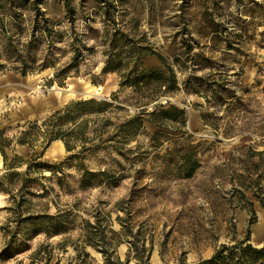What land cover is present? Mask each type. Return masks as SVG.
<instances>
[{
	"label": "rangeland",
	"instance_id": "obj_1",
	"mask_svg": "<svg viewBox=\"0 0 264 264\" xmlns=\"http://www.w3.org/2000/svg\"><path fill=\"white\" fill-rule=\"evenodd\" d=\"M109 1L114 9L103 5L101 0H70L74 15L69 17L61 0H43L41 10L49 21L51 33L47 37L37 33V65L43 62L47 65L25 76L8 70L0 73V131L5 130L6 137L17 134L26 122H41L70 103L88 99L111 100V95L118 91L119 79L115 73H102L105 59L102 41L106 31L120 28L142 38L143 44L150 46L156 54L171 57L180 40V36L174 34L182 29L176 19L182 6L185 17L191 22V32L196 31L199 13L206 6L216 20L236 33L234 40L240 42V51L227 52L224 61H221V52L213 55L218 60V68H214L213 73H225L234 97L226 110L225 107L208 108L202 97L183 92L160 100L165 107L172 105L184 111L186 136L190 135L194 143L202 144L198 156L200 167L190 179H177L174 174L161 169L162 156L171 144L151 148L149 135L156 128L147 122L137 139L127 146L135 152L132 160H124L113 151L84 153L83 163L88 170H111L115 177L121 176L116 187L79 190L80 172L75 168L76 161L63 171L68 191L62 192L55 179L48 181L37 175L40 184L54 189L48 213H55L56 207L70 209L75 220L68 234L50 238L39 234L28 241L18 237L7 253L10 258L1 256L9 241L2 228L8 225L13 229L14 224L9 222L8 196L0 194V264H76L73 244L79 245L76 240L81 232V220L93 223V214L98 210L106 214L107 229L114 232L121 229L119 219L130 218L127 223L132 234L127 238H138L139 245L144 242V247L151 249L148 264H179L180 261L193 264L208 259L221 244H232L244 238L247 229L250 243L258 247L257 238H264V212L251 196V190L242 191L252 201L256 216V222L249 227V215L241 208L242 195L237 190L248 176V167L251 180H255V174H261L264 196V164H257V156L250 157L252 152L264 149V10L260 8L264 7V0H216V6L211 0ZM258 12L263 16L257 17ZM26 17L24 14L23 18ZM22 29L19 38L25 43L31 39L30 27ZM49 41L53 42L52 46L48 45ZM201 44L205 45L203 51L209 56L210 44L207 40ZM75 48L81 55L73 61ZM193 52H198L195 46ZM142 63L145 68L154 67L158 60L156 56H149L143 58ZM69 65L75 67L65 75L55 77ZM29 93L37 98L31 100ZM134 98L130 89L118 94L116 103L127 111L119 112V116L137 110L132 107ZM148 111H151V105ZM211 113L212 126L209 127L202 116ZM213 126L218 127L217 131ZM180 137V133H173L169 139L174 141ZM39 151L35 147L30 152L27 147L15 144L5 150L8 161L14 155L28 159L30 153ZM75 151L66 152L63 142L55 140L43 150L40 161L64 162ZM24 167L16 171L22 172ZM4 172L0 155V175ZM41 176L49 177V172L45 171ZM121 201H129L131 217L116 206ZM64 238L69 239L68 243L58 246ZM85 252L88 254L85 264H104L102 255L92 247H86ZM128 253L129 244L124 242L116 248L115 258L123 264ZM126 264L137 262L130 256Z\"/></svg>",
	"mask_w": 264,
	"mask_h": 264
},
{
	"label": "trees",
	"instance_id": "obj_2",
	"mask_svg": "<svg viewBox=\"0 0 264 264\" xmlns=\"http://www.w3.org/2000/svg\"><path fill=\"white\" fill-rule=\"evenodd\" d=\"M61 1L66 13L72 17L74 14L70 0ZM215 1L211 0L216 6L218 2ZM101 3L114 9L109 0H101ZM42 5L43 0H0V73L8 70L25 76L47 65L45 62L40 66L37 65L39 46L37 33L46 34V37L51 33L49 21L41 10ZM260 8L264 10L263 6ZM24 14L27 16L26 19L23 18ZM262 16L260 12L257 13V17ZM176 19L182 24V29L174 34L180 36V40L174 54L169 58L156 54L150 46L143 44L142 38L123 32L120 28L113 32H105L102 41L105 46L102 73H115L119 79L118 91L111 95V100L88 99L70 103L41 122H26L19 127L20 131L10 138L5 136V130L0 131V155L5 169L0 175V194L8 196L7 210L11 213L9 222L14 224L13 229L8 225L2 228L5 235L9 236V241L1 256L10 258L7 253L18 237L28 241L39 234L50 238L71 231L70 226L75 220L72 211L60 210L56 207L55 213H48L50 203H53L51 194L54 189L40 184L37 175L48 181L55 179L56 185L62 192L68 191L66 190L68 183L63 171L65 167L72 166L73 161H76L75 168L80 172L77 181L79 190L100 186L116 187L122 179L121 176L115 177L111 170L97 172L88 170L83 163L84 153L87 151L93 153L97 150L113 151L124 160H132L135 152L127 146L144 130V122L156 128L149 135L151 148L156 149L165 143L171 144V148H166L162 156L161 169L183 180L192 178L199 169L198 156L202 144L194 143L190 135L186 136L184 111L172 105L165 107L160 100L183 92L202 97L208 108L228 109L234 92L228 86L230 82L225 77V73H217L218 71L213 73V69L218 68V60L213 55L221 52L223 56L221 61H224L227 52L240 51L238 50L240 42H235L236 33L229 30L223 22L216 20L206 6H203L199 13L195 32H191L189 28L191 22L185 17L184 6L181 7ZM28 25L31 39L21 43L19 35L23 33L22 28ZM203 40H207L210 44L209 56L203 51L205 47L201 44ZM49 42L48 45L52 46L53 42ZM194 46L198 49L196 53L193 52ZM79 55H81L79 49L75 48L72 60H77ZM149 56H156L158 65L145 68L142 61ZM73 67L75 66L69 65L61 69L55 77L65 75ZM127 89L135 94L132 107L137 110L133 114L119 116L118 113L125 110L116 103L117 96ZM212 115L213 113L202 116L204 124L209 127L212 126L210 122ZM113 118L116 121H113ZM217 128L213 126L215 131ZM173 133H180V139L170 141L169 137ZM55 140L63 142L66 152L76 150L75 153L68 156L64 162L52 164L40 161L43 150ZM13 144L27 147L30 152H33L35 147L40 151L30 153L28 159L14 155L12 160L8 161L5 150L11 149ZM250 155L251 158L257 156L258 165L264 164V149L252 152ZM22 166H25L22 172L16 171ZM246 169L248 176L240 182L241 189H238L237 193L242 195L240 204L249 215L250 227L256 222V216L252 201L246 198L242 191L251 190V196L259 202L263 212L264 196L260 186L261 174L254 172L255 180H251L252 174L248 167ZM45 171L49 172V177L41 176ZM59 174L61 176H58ZM54 205L56 206V203ZM128 205L129 201H121L116 206L120 211L125 212L127 217H131L128 213ZM106 217L102 210H98L93 214V223L89 220H81V232L76 240L79 245L73 244L76 264H85L88 257L85 252L86 247L98 251L103 257L104 264H121L115 258V250L124 242L129 244V253L123 264H126L130 256L137 264H148L151 249H146L144 242H140L139 245L138 238H127L132 234L127 223L130 218L119 219L121 229L119 232H114L107 229ZM68 240L64 238L58 246H65ZM179 264L183 262L180 261ZM193 264H264V244L260 247L253 246L247 229L245 237L241 240L232 244H221L210 258Z\"/></svg>",
	"mask_w": 264,
	"mask_h": 264
},
{
	"label": "bare ground",
	"instance_id": "obj_3",
	"mask_svg": "<svg viewBox=\"0 0 264 264\" xmlns=\"http://www.w3.org/2000/svg\"><path fill=\"white\" fill-rule=\"evenodd\" d=\"M31 90H35V89H31ZM33 93H29L28 95H29V98L31 99V100H35L37 97H34V95H32ZM44 108H46V106H44ZM26 111L28 112L29 111V113L31 112L28 108H26ZM255 229V228H254Z\"/></svg>",
	"mask_w": 264,
	"mask_h": 264
},
{
	"label": "crops",
	"instance_id": "obj_4",
	"mask_svg": "<svg viewBox=\"0 0 264 264\" xmlns=\"http://www.w3.org/2000/svg\"><path fill=\"white\" fill-rule=\"evenodd\" d=\"M259 240V242L257 243V246H261L264 244V238H257Z\"/></svg>",
	"mask_w": 264,
	"mask_h": 264
}]
</instances>
